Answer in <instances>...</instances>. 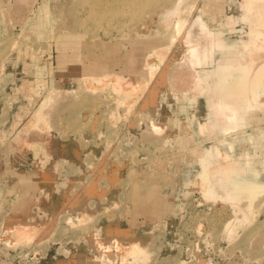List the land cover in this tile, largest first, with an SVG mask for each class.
<instances>
[{
  "label": "rangeland",
  "instance_id": "obj_1",
  "mask_svg": "<svg viewBox=\"0 0 264 264\" xmlns=\"http://www.w3.org/2000/svg\"><path fill=\"white\" fill-rule=\"evenodd\" d=\"M174 1L0 0V264H67L87 256L103 264L97 258L102 250L86 240L87 230L100 237L108 224L140 230L145 222L153 226L152 234L142 232L148 237L144 249L129 251L125 261L114 249L116 256L105 263L264 264V190L242 223L228 202L202 193L199 177L207 146L215 141L239 159L243 175L264 183V104L241 118L238 132L203 139L198 122L210 118V108L206 96L190 90L196 76L190 54L188 63L183 55L171 59L153 111L118 103L111 87H95L83 76L100 69L146 81L149 50L166 46L158 54L162 59L172 49L180 52V38L171 37L179 16L188 21L200 14L206 31L223 30L229 40L241 34L231 32L229 18L238 30L245 25L241 0H184L172 22L158 26L160 13ZM49 93L63 102L53 98L47 104ZM38 109L54 112L39 117L36 126ZM85 112L87 125L81 120ZM113 112L116 118L110 117ZM152 120L163 124L160 133L152 131ZM43 122L49 123L52 141L40 128ZM23 126L31 127L16 143L13 134ZM113 170L118 177L112 182ZM93 178L109 192L101 197L107 207L79 222L75 232L68 219L78 218L64 208L66 196ZM15 217L45 219L49 229L31 243H6L4 219Z\"/></svg>",
  "mask_w": 264,
  "mask_h": 264
},
{
  "label": "bare ground",
  "instance_id": "obj_2",
  "mask_svg": "<svg viewBox=\"0 0 264 264\" xmlns=\"http://www.w3.org/2000/svg\"><path fill=\"white\" fill-rule=\"evenodd\" d=\"M183 1L184 0H175L171 7H167L162 11L159 15L161 22L158 23V26H162L163 24L168 26L172 22V19L177 15ZM195 7L190 10V13H192V10L195 11ZM240 8L242 10L240 16L245 22L244 27L242 26V28L238 30L234 25L236 22H232L234 19H228V22H231V32L237 34L238 32L241 33L238 35L239 37L234 40L227 39L223 30L215 29L206 31L203 25L208 23L204 22L206 19H202L200 14L193 16V18L188 21V18H182L179 16L176 21L178 22L177 29H175V32L171 37L173 40L176 37L180 38L178 44L180 46V52L178 53L172 49L168 57L166 56L165 59H162L158 54H160V49H164L166 46L162 48H154L152 51L149 50L145 61L146 64L144 66L149 77L146 81L138 80L134 76L125 73L111 72L107 74L97 72L101 71L100 69L94 70L93 74L83 71L85 81L88 84L91 83L95 87L103 86L105 89L111 87L114 92L116 91V99L118 100V103L126 101L129 103L128 106L130 108L132 106L140 108L152 107L153 111L158 92L160 91L159 85L164 84L167 81H165L164 78L165 76H168L167 68L171 63V59H176L178 55H183V59L186 60L184 63H188V57L186 58V56L190 54L192 58L195 57L192 62L193 68L191 67V69L196 73L195 79L190 86V90L194 96H206L210 108V118L207 117L205 119H200L198 122V129L202 138H213L219 132L224 134L238 132L241 118L247 115L256 105L260 106L261 104H264V0H241ZM171 43L172 42H170V45ZM161 80L165 82L163 83ZM158 81H161L162 83H159ZM51 94L52 93H49L47 104L53 98H55L53 99L55 101L59 100L60 102H63L58 93L55 95ZM72 97L73 99L75 98V96ZM127 99L129 101H127ZM96 102H98V99ZM101 103L103 102L101 101ZM62 106L63 105L60 107L59 104L60 108H62ZM138 111L140 110L138 109ZM44 112L43 109L37 110L35 115L37 118L35 120L36 126H39V117L48 119L54 111L50 114L49 112H45L46 114L42 115ZM87 115L88 113L85 112L81 116L82 124L84 125L88 124ZM110 117L116 118L114 112L111 113ZM144 118L143 116L141 117V119ZM43 124V126H40L41 130L47 129L49 134L47 137L52 141V134H50L51 132L48 130L49 126H47L49 123L46 124V126L45 122H43ZM35 125L33 126L36 127ZM25 127L27 126H23L22 129H20V127L17 128L19 130H16L17 132L13 134L16 143L19 141L22 142L25 138H23L24 130H28ZM151 129L153 132L157 131L160 133V131L163 130V124H159L152 120ZM82 133L85 134L86 138L87 132L82 130ZM45 135H47V133ZM26 141L29 142L28 139ZM47 141L48 140H46L45 145L48 146V150H53L54 148H50L52 143L49 142L46 144ZM207 154V162L203 167V171H201L199 175L202 179L200 182L202 193L213 200L228 202L235 208L234 212L236 220L245 223L252 216L253 203L258 194L264 190V183L255 182L253 176L243 175L242 169L245 168L242 167V163L239 159L233 158L229 152L223 150V148L215 143V141L208 144ZM109 161H111V159ZM248 162L249 159L247 158L246 164ZM118 165L120 164L118 163ZM122 165L124 166L123 163ZM46 170L48 169L46 168L45 171ZM99 171L101 172V169ZM115 171L112 172V177H109L112 182L116 181L117 179H114L118 177L115 175ZM101 175L102 174H100V176ZM102 187L103 188L100 189L96 178H93L91 182L84 185L82 190L76 193L74 192L75 194L73 195L66 196L68 199L66 201L67 205L64 208H68L69 212L75 214L78 218V222L74 221L72 217H69L68 219V222H70L73 229L75 227L77 228V226L80 225L82 221L84 222L86 218H94V216H97L96 212L102 210L103 207H107V204H104V199H101V197L104 194L109 196V192L107 193V189H105L104 186ZM109 189L110 192L113 190L115 191L114 184H112ZM113 194H115V192ZM112 195H110V200ZM117 197L114 196L113 198L116 199ZM107 198L106 201L108 200ZM245 199L247 202L243 204L242 201ZM92 200L94 203L91 202ZM108 215L109 214L105 216ZM113 215H111L112 218L115 217ZM4 220L5 224L2 227V236L4 241L9 244L20 243L23 241H30L31 243L32 240L34 241L36 238L40 239L45 236L49 229L47 226L48 223L45 219L40 221L15 217L5 218ZM152 226V222H145L140 225V230H136L131 225H122L118 223L116 226H113L108 224L106 228L103 229L104 235L100 237H96L93 231L87 230L86 240L90 242L94 241V245L96 244L100 252L102 250L101 255L97 258L104 261L103 264H108V262H110L107 261L105 263L106 259L104 258L116 256L114 249H117L118 251L116 252H119L117 253L118 259L120 256V259L125 261L129 255V251L144 249L145 241H147L148 237L142 232L152 234L150 231ZM86 229H88V227ZM75 230L76 229H74V231ZM67 264H96V261L94 258H89L87 256L86 258H79L70 261Z\"/></svg>",
  "mask_w": 264,
  "mask_h": 264
}]
</instances>
